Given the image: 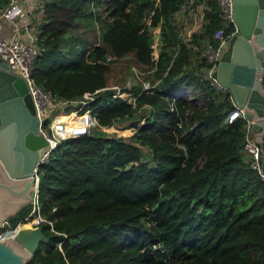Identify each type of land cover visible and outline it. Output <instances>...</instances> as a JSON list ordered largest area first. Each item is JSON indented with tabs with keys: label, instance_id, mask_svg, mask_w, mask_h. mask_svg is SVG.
Segmentation results:
<instances>
[{
	"label": "trees",
	"instance_id": "trees-1",
	"mask_svg": "<svg viewBox=\"0 0 264 264\" xmlns=\"http://www.w3.org/2000/svg\"><path fill=\"white\" fill-rule=\"evenodd\" d=\"M87 1L42 0L34 80L63 99L92 92L80 112L100 125L141 123L129 136L96 128L66 137L38 164L40 213L52 230L42 224L45 236L26 264H264V182L242 151L244 121H224L234 109L229 93L200 72L201 46L214 44L212 31L223 25L214 0H205L203 28L187 44L177 37L180 0L158 1L150 16L159 26L155 61L142 20L152 0H108L99 10ZM128 54L141 78L156 82L146 92L135 80L116 81L134 106L114 96L108 79Z\"/></svg>",
	"mask_w": 264,
	"mask_h": 264
},
{
	"label": "water",
	"instance_id": "water-1",
	"mask_svg": "<svg viewBox=\"0 0 264 264\" xmlns=\"http://www.w3.org/2000/svg\"><path fill=\"white\" fill-rule=\"evenodd\" d=\"M232 12L237 31L212 75L250 122L264 167V0H232ZM137 122L128 124L137 127ZM46 149L25 80L0 58V227L30 213ZM44 236L37 225L21 228L15 239L0 240V264H26Z\"/></svg>",
	"mask_w": 264,
	"mask_h": 264
},
{
	"label": "built area",
	"instance_id": "built-area-1",
	"mask_svg": "<svg viewBox=\"0 0 264 264\" xmlns=\"http://www.w3.org/2000/svg\"><path fill=\"white\" fill-rule=\"evenodd\" d=\"M108 0H100L99 5L94 4V0H88L87 3L93 9H101L104 3ZM159 0H152V6L149 10L143 14L142 20L148 28L150 34V59L155 61L157 58V48H158V37H159V26L158 23L151 25L150 16L153 11V7L158 5ZM218 15L223 25L218 26L212 31V39L214 44L210 42H205L202 44V56L204 58V65L201 66L200 72L201 77L205 79L208 85L217 91H226L222 87L216 78L212 75L216 67L218 57L222 51L225 44L226 38L230 33H234L237 30L233 12H232V0H214ZM205 0H180L175 12V24L177 28V37L180 42L189 43L192 34L200 33L203 24L205 22L204 9ZM30 10H42V3H32L29 5ZM28 10L17 0H9L7 6L0 13L1 19L14 20L15 18L23 19L27 16ZM106 11L102 12L103 17H105ZM110 20V18H108ZM97 24V22H95ZM225 25L231 27L230 31L225 34ZM23 29L26 31L25 40L20 39L17 36V29L9 37H0V58L5 60L9 67L17 72L26 82L29 94L31 96L36 116L38 118V131L42 137L47 141V149L41 157V162L47 160L49 153L58 146L60 141L69 136H78L81 134L89 133L91 128H103L106 130H114V125L117 123L110 124L108 126L100 125L94 115L90 113L89 110L81 111L83 105H85L89 100L93 99L92 92H84L82 97L79 99H63L58 97L55 93L42 89L34 80L32 75V66L35 57L40 53L41 47L38 44V28L34 23H26L23 25ZM98 27V26H97ZM98 29V28H97ZM115 57L107 54L105 56L106 61H110ZM133 72L135 73L134 80L139 83L142 90L150 92L155 86V81L151 82L148 78H141L140 74L142 71H138L136 66H131ZM132 80V81H134ZM131 81V82H132ZM130 82V83H131ZM130 83H126L129 85ZM111 88L115 89V95L127 96L128 101L135 105L134 97L127 95L126 92H119L120 87L118 85H111ZM98 91L95 90L94 92ZM230 97V95H229ZM231 100V97H230ZM232 105L234 109L230 111L224 118V121H228L235 116H240L243 118V141H242V151L247 156V161L249 167L255 171L257 178L264 182V167L262 164V155L260 151L259 144L254 140L252 132L250 130V122L243 116L240 108L236 107L232 100ZM149 108L147 105H143ZM173 99L171 98L168 102V108L172 109ZM69 108V110H67ZM87 113L88 121L83 125L82 128L78 129L74 133H66V122L61 121L60 117L63 116H74L81 114L80 116ZM59 114V115H58ZM58 115V117H57ZM126 122V121H125ZM128 122V121H127ZM141 123L139 120L137 122ZM133 126H128L126 130L133 134ZM122 129H125L122 128ZM119 132L117 135H125L124 131ZM33 206L30 213L24 218L19 220L15 225L9 226L6 222L2 224L0 228V240L4 241L7 238L15 239L18 232L23 227H34L37 225H42L43 223H49L50 229L52 230V221L46 219L40 213V207L38 203L37 190L33 196ZM60 245V244H58Z\"/></svg>",
	"mask_w": 264,
	"mask_h": 264
},
{
	"label": "rangeland",
	"instance_id": "rangeland-1",
	"mask_svg": "<svg viewBox=\"0 0 264 264\" xmlns=\"http://www.w3.org/2000/svg\"><path fill=\"white\" fill-rule=\"evenodd\" d=\"M35 1H37L38 3H40V2L42 3V0H35ZM37 11H40V10H37ZM35 13H37V12L35 11ZM37 14H39V15L35 16V21H34L35 25L37 23L36 18L37 17L40 18L41 12H39ZM180 41H182V40H180ZM200 52H202V49L200 50ZM131 65L136 66L135 64H133L132 57H131L130 54L126 55L125 57L119 58L115 62H113L112 65H111V69H110V71L108 73V79H109L110 84L111 85L118 84V83H116V81H118L119 79L120 80L118 82H121V81L123 82L125 77H126L125 82H129L130 83L132 80L129 81L128 77L130 76L129 75L130 72L133 71V69L131 68ZM137 69L139 70V68H137ZM119 85L121 86L122 84L119 83ZM189 93L190 92L185 94V96H187L186 98H188L189 101H191V103H194V104L199 105V106L202 105V103H201V101L199 99L193 98L192 95H190ZM58 115H57V117H58ZM80 115L81 114H77V116H76L77 119H78L77 121H79V122L73 121L74 129H72V131H70L71 133H74L78 129L82 128L84 124H86L87 120L84 121L82 119L85 116L83 115V117H82ZM79 119H81V121ZM128 123H129V121L128 122L127 121L126 122H117L114 125V130L109 129L108 133H115L116 132L117 134H119V132L122 133L121 131H124L126 133L124 136L132 135V133L129 132L131 130H126V128L129 126ZM138 124H140V122ZM124 127H125V129H122ZM96 128L97 127L91 128L90 131L91 132H97ZM142 151L146 153V149L144 147H142Z\"/></svg>",
	"mask_w": 264,
	"mask_h": 264
},
{
	"label": "crops",
	"instance_id": "crops-1",
	"mask_svg": "<svg viewBox=\"0 0 264 264\" xmlns=\"http://www.w3.org/2000/svg\"><path fill=\"white\" fill-rule=\"evenodd\" d=\"M17 1L20 4H22L24 7H26V9L28 10L27 16L25 18H23V19L15 18L14 20H6V19H1L0 18V37H9V36H11L14 33V30L17 29V31H18L17 36L20 39L25 40L26 31H25V29H23V27H24L23 25L26 24V23H34L35 16H38L39 14H37V13L41 12V11L30 10L29 9V5H31L32 3L37 2L35 0H17ZM35 11L37 13H35ZM36 21L39 22L40 18L37 17ZM123 57H125V56H123ZM136 67H137V65H136ZM134 74L135 73L133 71L130 72V74H129L130 76L128 77L129 81L130 80H134V78H135ZM126 83H129V82H126ZM64 118H65V116L62 115L60 117V120L62 121ZM73 121L79 122V121H77V119H75V120L72 119L71 121H69V123H67V128H68L67 131H72V129H74Z\"/></svg>",
	"mask_w": 264,
	"mask_h": 264
},
{
	"label": "bare ground",
	"instance_id": "bare-ground-1",
	"mask_svg": "<svg viewBox=\"0 0 264 264\" xmlns=\"http://www.w3.org/2000/svg\"><path fill=\"white\" fill-rule=\"evenodd\" d=\"M83 116V115H82ZM72 119H77V117H76V115H72V116H66L65 115V118L62 120V121H64V122H66V126H65V128L64 129H66V133H67V123L69 122V121H71ZM78 120V119H77ZM80 121H81V119H79Z\"/></svg>",
	"mask_w": 264,
	"mask_h": 264
},
{
	"label": "flooded vegetation",
	"instance_id": "flooded-vegetation-1",
	"mask_svg": "<svg viewBox=\"0 0 264 264\" xmlns=\"http://www.w3.org/2000/svg\"><path fill=\"white\" fill-rule=\"evenodd\" d=\"M237 31V30H236ZM236 31L234 32V33H236ZM234 33H230L228 36H227V38H226V41H225V44H224V46H223V48H222V51L225 49V47H226V44H227V40H228V38L231 36V35H233ZM222 51H221V53H222ZM221 53H220V55H221ZM220 55H219V57H220ZM219 57H218V59H219ZM1 228V227H0Z\"/></svg>",
	"mask_w": 264,
	"mask_h": 264
}]
</instances>
